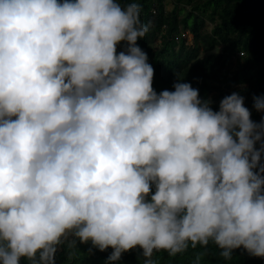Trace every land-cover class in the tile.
I'll return each mask as SVG.
<instances>
[{
    "label": "clouds",
    "instance_id": "clouds-1",
    "mask_svg": "<svg viewBox=\"0 0 264 264\" xmlns=\"http://www.w3.org/2000/svg\"><path fill=\"white\" fill-rule=\"evenodd\" d=\"M149 27L138 3L0 0V264H55L69 235L108 264L210 242L264 258V122L237 93L157 94Z\"/></svg>",
    "mask_w": 264,
    "mask_h": 264
},
{
    "label": "trees",
    "instance_id": "trees-1",
    "mask_svg": "<svg viewBox=\"0 0 264 264\" xmlns=\"http://www.w3.org/2000/svg\"><path fill=\"white\" fill-rule=\"evenodd\" d=\"M120 2L122 6L138 3L142 23L150 25L137 44L154 69L157 94L174 91L175 83H188L199 91L202 101L210 102L213 111H219L221 100L237 93L244 98L252 121L264 122V112L254 107L256 99L264 100V0ZM169 2L172 7L167 10ZM182 33L192 36L193 43L187 44L188 36L181 37ZM126 48L122 42L117 52ZM112 252L111 248L101 252L69 235L58 245L55 264H108ZM220 252L210 242L207 247L189 246L175 257L166 251L154 252L151 259L155 264H196L199 256V264H264V258L251 256L243 248L234 250L231 260H225ZM144 260L142 249L136 248L123 253L118 264H144ZM21 264L31 262L23 259Z\"/></svg>",
    "mask_w": 264,
    "mask_h": 264
},
{
    "label": "rangeland",
    "instance_id": "rangeland-1",
    "mask_svg": "<svg viewBox=\"0 0 264 264\" xmlns=\"http://www.w3.org/2000/svg\"><path fill=\"white\" fill-rule=\"evenodd\" d=\"M170 3V2H169ZM172 7V4L170 3V4H167V10H169L170 8ZM188 39L186 40V42H187V44H192L193 42H192V36H190L189 34H188V37H187Z\"/></svg>",
    "mask_w": 264,
    "mask_h": 264
},
{
    "label": "built area",
    "instance_id": "built-area-1",
    "mask_svg": "<svg viewBox=\"0 0 264 264\" xmlns=\"http://www.w3.org/2000/svg\"><path fill=\"white\" fill-rule=\"evenodd\" d=\"M188 36V33H182L181 34V37H187ZM176 40L179 41V37H176Z\"/></svg>",
    "mask_w": 264,
    "mask_h": 264
}]
</instances>
